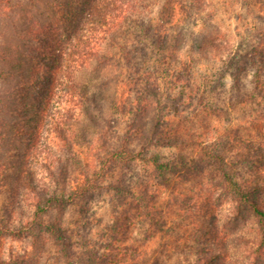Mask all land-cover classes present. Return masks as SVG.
<instances>
[{"label": "rangeland", "instance_id": "374dc122", "mask_svg": "<svg viewBox=\"0 0 264 264\" xmlns=\"http://www.w3.org/2000/svg\"><path fill=\"white\" fill-rule=\"evenodd\" d=\"M182 3V7L189 6L192 0ZM144 4L147 10L141 14L149 15L151 22H163L172 13L174 0H144ZM203 6V18L188 22L187 27L213 36L212 41L221 40L222 54L230 49L225 41L237 48L241 39H249L250 27L260 25L255 19L261 10L257 0H203ZM126 39L132 44L135 33L129 32ZM191 43L190 35L185 36L175 64L182 82L171 89L160 84L161 100L149 115L137 111L138 101L131 103L135 91L139 93L142 88L135 82L129 97H119L117 108L108 112L104 102V109L95 113L98 123L104 124L103 133L109 144L130 142L127 146L136 151L145 149V159L110 163L97 174L89 173L82 167L88 148L79 138L81 144L75 149L80 153L74 156L78 166L71 160L68 169L81 172L82 184L91 181V188H95L74 202L51 204L36 214L29 190L10 184L14 179L11 174L0 177L3 257H10L11 249L12 255H22L25 241H30L28 249L35 251L33 247L38 246L40 253L36 261L31 253L24 255L25 264H67L60 256L55 237L41 228L43 223H56L72 246V264H264V251L259 253L254 243L247 242L255 230L263 235L264 221L253 219L246 210L238 215L236 210L241 204L235 187L228 185L220 172L223 168L239 181L253 175L256 167L264 163V87L260 92L253 90L260 102L250 98L255 71L251 64L240 71L238 89L230 90L233 77L229 65L223 63L225 54L222 60L215 59ZM122 57L123 84L118 85L127 90L128 81H133L128 75L132 70L122 63ZM153 57L147 58L143 71L152 68ZM224 67L227 72L220 85L216 76ZM118 70L116 65L110 74L111 87ZM206 78L212 80L210 88L205 87L211 85L205 82ZM242 97L250 100H241ZM101 116H107L106 121L102 122ZM133 125L137 134L130 132ZM97 127L83 130L93 136ZM141 133L145 136L139 138ZM48 144L51 142L45 145ZM211 149H217L220 157H210ZM96 151L100 162L107 159L103 148L92 150L87 159H97L92 156ZM154 153L167 163L166 168H154L147 158ZM32 170L33 176L36 172L45 176L42 182H35L41 188L59 191L63 186L61 190L67 192L60 180L54 182L50 170ZM105 179L112 180L118 190L106 185ZM101 184L104 187H99ZM37 236L43 241L35 245Z\"/></svg>", "mask_w": 264, "mask_h": 264}, {"label": "trees", "instance_id": "16d2710c", "mask_svg": "<svg viewBox=\"0 0 264 264\" xmlns=\"http://www.w3.org/2000/svg\"><path fill=\"white\" fill-rule=\"evenodd\" d=\"M183 1L174 0L172 13L166 21L151 22L147 18L149 15L141 14L142 10H147L144 0H0V177L11 174L14 179L10 184L29 190L31 204L36 209L34 214L43 212L51 204L74 202L95 188H91V181L82 184L81 172L68 169L71 160L75 167L78 166V159L74 157L80 153L75 149L77 144H86L88 154L98 148L106 152L107 159L102 162L97 151L92 155L97 158L94 161L86 155L82 167L89 173L97 174L100 169L110 167V163L145 159V149L136 151L127 146L130 142L109 144L103 133L104 124L98 123L95 113L104 109V102L108 104V112L117 108L119 97H129L131 84L135 82L142 84V88L139 93L134 90L131 103L138 101L137 111L149 115L161 100L160 84L171 89L182 82L175 64L187 35L192 39L191 44L199 45L206 54L215 56L213 58L222 60L225 54L223 63L229 65V74L233 77L230 90L238 89L240 71L253 64L250 98L260 102L253 90L260 92L264 87V0H257L261 12L255 19L260 25L251 26L249 39H241L237 48L225 41L230 49L224 54L219 49L221 40L212 41L213 36L193 32L187 27L188 22L195 23L203 18V0H192L189 6L182 7ZM129 32L136 36L132 44L126 39ZM242 44L246 49L242 50ZM121 55L122 63L132 70L128 75L133 81H128L127 90L118 85L123 73ZM151 56H154L152 68L143 71ZM136 57L139 58L134 59ZM116 65L119 70L111 87L110 74ZM226 72L224 67L217 73L216 80L220 85L224 83ZM207 81L212 80L206 78ZM212 85L211 82L205 87ZM241 100L250 99L242 97ZM213 106L218 110V105ZM106 117L101 116L102 122ZM96 125V135H87L83 130ZM130 128L132 134H137L136 125ZM141 136H145L144 133L139 138ZM79 138L84 140L79 143ZM112 138L115 139V135ZM48 141L52 145H45ZM208 154L212 158L220 157L217 149ZM147 158L154 168H166L167 163L160 160L158 153ZM34 167L50 170L54 182L60 180V184L67 186V192L61 190L63 186L59 191H47L35 184L42 182L45 176L38 172L33 176ZM220 172L224 181L235 187L241 204L236 210L238 215L246 210L253 219L264 221V163L256 167L253 175L239 181L223 168ZM104 182L118 188L112 180L105 179ZM41 228L55 237L60 256L67 264H72V246L61 225L43 223ZM42 241L40 236L34 243L37 245ZM247 242L254 243L259 253L264 251V233L259 235L258 231H253ZM25 243L22 255H12L11 249L8 258L2 256L0 247V264H25L23 256L30 253L36 261L40 249L34 246L35 251H30V241Z\"/></svg>", "mask_w": 264, "mask_h": 264}]
</instances>
